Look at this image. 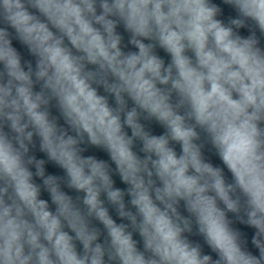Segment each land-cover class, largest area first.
<instances>
[{"label": "clouds", "instance_id": "1", "mask_svg": "<svg viewBox=\"0 0 264 264\" xmlns=\"http://www.w3.org/2000/svg\"><path fill=\"white\" fill-rule=\"evenodd\" d=\"M0 264H264V0H0Z\"/></svg>", "mask_w": 264, "mask_h": 264}]
</instances>
